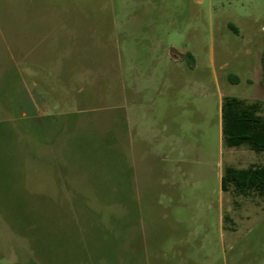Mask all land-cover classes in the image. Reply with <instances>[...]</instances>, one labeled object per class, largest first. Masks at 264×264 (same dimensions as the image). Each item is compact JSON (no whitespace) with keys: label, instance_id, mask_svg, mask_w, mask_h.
Listing matches in <instances>:
<instances>
[{"label":"rangeland","instance_id":"rangeland-1","mask_svg":"<svg viewBox=\"0 0 264 264\" xmlns=\"http://www.w3.org/2000/svg\"><path fill=\"white\" fill-rule=\"evenodd\" d=\"M264 0H0V264H264Z\"/></svg>","mask_w":264,"mask_h":264},{"label":"trees","instance_id":"trees-1","mask_svg":"<svg viewBox=\"0 0 264 264\" xmlns=\"http://www.w3.org/2000/svg\"><path fill=\"white\" fill-rule=\"evenodd\" d=\"M264 74V54L262 57ZM223 142L228 148L247 147L264 152V114L260 101L249 102L237 96H226L222 106ZM224 192L234 191L237 195L264 196V165L237 168L227 165L222 177Z\"/></svg>","mask_w":264,"mask_h":264},{"label":"crops","instance_id":"crops-1","mask_svg":"<svg viewBox=\"0 0 264 264\" xmlns=\"http://www.w3.org/2000/svg\"><path fill=\"white\" fill-rule=\"evenodd\" d=\"M240 98V97H239ZM243 99V98H242ZM242 148H247V147H240V148H230V149H242ZM247 150H248V152H251L252 150H250V149H248L247 148ZM254 152V151H253ZM260 154H263L264 155V152H262V153H260ZM257 164H259V165H264V162H259V163H257V162H251V163H249L247 166L246 165H239V167H237L236 165H234V164H229V165H232V166H235V167H237V168H248L249 166H251V165H257Z\"/></svg>","mask_w":264,"mask_h":264}]
</instances>
